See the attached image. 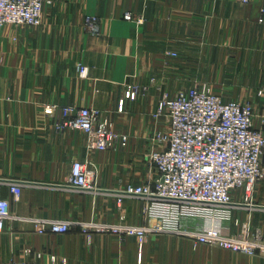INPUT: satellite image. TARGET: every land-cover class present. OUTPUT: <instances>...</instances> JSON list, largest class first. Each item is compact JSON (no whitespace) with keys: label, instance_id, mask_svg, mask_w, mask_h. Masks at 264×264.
<instances>
[{"label":"crops","instance_id":"1","mask_svg":"<svg viewBox=\"0 0 264 264\" xmlns=\"http://www.w3.org/2000/svg\"><path fill=\"white\" fill-rule=\"evenodd\" d=\"M125 12L133 20L123 19ZM87 17L97 19L96 30L85 25ZM78 65L87 68L85 77ZM193 86L210 88L225 102L252 101L264 114V0H44L39 28L5 25L0 196L11 217L0 232V264H236L225 250L187 237L150 234L139 250L134 238L90 226L145 224L143 201L119 192L153 179L146 158L152 137L165 128L153 118L160 95ZM63 106L96 109L127 141L87 150L83 133L58 132L45 113ZM74 160L94 171L90 190L67 185ZM11 182L20 185L17 201ZM253 203L232 217L264 232V178ZM35 219L74 226L64 234H37ZM222 226L236 230L233 221Z\"/></svg>","mask_w":264,"mask_h":264},{"label":"built area","instance_id":"2","mask_svg":"<svg viewBox=\"0 0 264 264\" xmlns=\"http://www.w3.org/2000/svg\"><path fill=\"white\" fill-rule=\"evenodd\" d=\"M239 2L247 5L250 0ZM43 6L44 0H0V31L5 25L39 28ZM123 19L133 20L132 14L125 12ZM96 22L95 17L85 19L90 30H96ZM168 55L177 54L168 52ZM77 70L80 76H86L84 65H78ZM136 91L132 90L130 99L135 98ZM122 110L120 100L117 111ZM45 113L54 117L58 132L83 133L87 150L106 151L127 141V136L116 130L113 120L102 117L96 109L50 107ZM253 114L250 102H225L198 86L180 88L173 96L161 94L153 118L163 120L165 128L152 137L154 148L146 158L153 179L128 184L119 192L120 196L140 198L143 215L153 224L90 226L122 240L134 238L139 250L150 234L168 233L187 237L195 244L253 254L256 248L264 246L261 235L252 238L245 231L231 234L222 226L223 222L232 221L234 209L253 207L254 190L264 178V133L252 126ZM93 176L94 171L85 163L74 160L67 185L90 190ZM8 190L17 201L20 185L11 182ZM10 217V203L0 196V232ZM72 226L67 221L34 220L37 234H64Z\"/></svg>","mask_w":264,"mask_h":264},{"label":"rangeland","instance_id":"3","mask_svg":"<svg viewBox=\"0 0 264 264\" xmlns=\"http://www.w3.org/2000/svg\"><path fill=\"white\" fill-rule=\"evenodd\" d=\"M200 88H202V89H204L206 91H209L211 93H214L212 91V89H210V88H203V87H200ZM214 94H216V93H214ZM229 101H237V100H229ZM237 102H241V103L250 102L252 104L253 109H254L253 118H255V119L252 118V121L253 120H255V121L257 120L256 123H258V126H254L253 125L254 123L252 124V126L254 128H257V129L261 130L264 133V114L260 115V113L257 112V105L254 102H252V101H239L238 100ZM144 219L146 221L144 225H147V224L152 225L153 224V221H149L145 216H144ZM235 220H236V222H235ZM232 221H233V224H234L236 230L235 231H230L231 234H238L241 231H245V233L249 237L253 238V237H255L258 234V235H261L262 239L264 240V232L260 228L252 229L250 227V225H249L247 220L246 221H240L239 219H236V218L234 219L233 218ZM114 224L133 225V224L125 223L123 221L116 222ZM157 234H159V233H152L151 235H157ZM216 248H219V247H216ZM219 249H222V248H219ZM222 250H225V249H222ZM225 251L232 258V263H236V264H253L254 262H256V264H257L258 262H260L261 264H264V246L256 248L253 254L236 253V252H231V251H228V250H225Z\"/></svg>","mask_w":264,"mask_h":264}]
</instances>
